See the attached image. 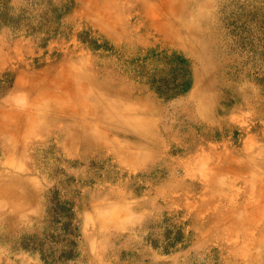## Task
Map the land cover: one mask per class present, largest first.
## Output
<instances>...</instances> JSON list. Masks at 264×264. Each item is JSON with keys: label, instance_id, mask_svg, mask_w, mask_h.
I'll list each match as a JSON object with an SVG mask.
<instances>
[{"label": "rangeland", "instance_id": "374dc122", "mask_svg": "<svg viewBox=\"0 0 264 264\" xmlns=\"http://www.w3.org/2000/svg\"><path fill=\"white\" fill-rule=\"evenodd\" d=\"M0 264H264V0H0Z\"/></svg>", "mask_w": 264, "mask_h": 264}, {"label": "bare ground", "instance_id": "6f19581e", "mask_svg": "<svg viewBox=\"0 0 264 264\" xmlns=\"http://www.w3.org/2000/svg\"><path fill=\"white\" fill-rule=\"evenodd\" d=\"M184 7H185V5H184ZM183 10V9H182ZM183 12V11H182ZM186 13V12H185ZM187 15V14H186ZM170 16V15H169ZM183 19V18H182ZM178 24V23H177ZM179 25H180V22H179ZM180 27V26H179ZM174 29V28H173ZM173 32H174V30H173ZM175 33V32H174ZM177 34V33H176ZM177 42V41H176ZM177 45H179V44H177ZM180 47V46H179ZM178 47V48H179ZM117 101V100H116ZM125 101V100H124ZM116 106H118V105H116ZM119 109V108H118ZM122 109V108H121ZM137 113V112H136ZM138 114V113H137ZM140 115H142V114H140ZM253 181H255L254 179H253ZM215 186H216V184H215ZM222 187V186H221ZM221 187H219V188H221ZM223 190H225V189H223Z\"/></svg>", "mask_w": 264, "mask_h": 264}]
</instances>
